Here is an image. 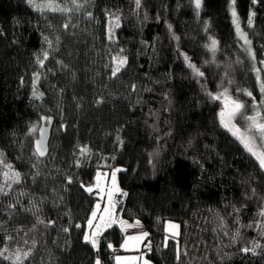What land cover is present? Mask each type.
Masks as SVG:
<instances>
[{"label": "trees", "instance_id": "trees-1", "mask_svg": "<svg viewBox=\"0 0 264 264\" xmlns=\"http://www.w3.org/2000/svg\"><path fill=\"white\" fill-rule=\"evenodd\" d=\"M46 4L0 0V264L25 252L20 264H95L84 241L95 195L84 184L116 165L126 193L116 214L143 223L154 264H264V169L211 98L260 97L264 0L234 3L253 58L230 0H202L198 13L193 0ZM113 57L127 60L115 76ZM44 115L53 124L40 158L33 140ZM168 219L179 235L167 236ZM123 236L117 223L106 227L99 249Z\"/></svg>", "mask_w": 264, "mask_h": 264}, {"label": "rangeland", "instance_id": "rangeland-1", "mask_svg": "<svg viewBox=\"0 0 264 264\" xmlns=\"http://www.w3.org/2000/svg\"><path fill=\"white\" fill-rule=\"evenodd\" d=\"M46 2L52 3L54 6L57 7H63L69 9L70 4H73V6H81L84 3V0H76V3L74 4L72 0H46ZM230 7L232 12L233 3L232 0H230ZM251 15V13H250ZM238 18V16H237ZM239 32L237 31V25L234 23L235 31L237 36L239 37L242 46L248 56H251L253 58V48L249 39V36L247 34V31L243 26L241 25L239 18ZM249 23V22H248ZM243 34V36L241 35ZM247 42H246V40ZM254 71L256 73V79L259 83V87L261 90L260 97H254L251 95V100L245 104L244 101H242L240 98L235 97L234 94L223 91L220 93H215L212 95L219 96L220 98L217 99L220 102V113H224V119L227 121L229 119L228 113L232 110L233 102L240 103L243 105V107L239 110L238 113H236L234 116L231 117V123L229 127L232 130H229L232 134L236 132L234 136H236L241 142L242 139L249 142L250 146L253 149V152H256L257 154L264 153V135L261 134V132L253 126V121L249 120V117H255L256 122L260 124H264V118H263V102H264V61L260 63H255V66L253 65ZM245 147V144L242 143ZM246 148V147H245ZM247 149V148H246ZM248 150V149H247ZM250 152V151H249ZM252 155L253 153L250 152ZM255 159L259 162L255 155H253ZM116 169H122V166L116 165L112 167L109 170L106 169H96L93 176V181L90 184L85 185L84 188L87 190L89 188L92 189L91 192L95 195V200L93 203V207L90 211L89 216L86 219V227L84 231V236L86 233L91 234V232L96 230V225H101L102 229L104 228L103 225L106 222H110L112 220H116V223L120 226V221H126L128 224H131L129 219H125L122 216L118 215L117 219L115 218L116 215V202L118 196L123 193L119 181H118V171L116 172V178H115V186L118 187L121 191L120 192H113L112 201H109L108 193L110 190L113 189V181H112V172ZM114 203L115 207L110 208V204ZM97 205H99V208H97ZM105 209H109V211L106 213ZM93 212H95L96 216L95 219H93V226L89 227L88 221L89 219H92ZM101 217H104L103 220H101ZM134 220L133 222H136L135 220L141 222L139 219H131ZM142 223V222H141ZM169 223L177 224L179 225L178 221L175 220H166L164 223V231L168 235H171V232L167 231V227ZM143 224V223H142ZM144 226V225H143ZM121 227V226H120ZM146 231L145 226L143 227ZM132 227H126L123 229L124 235L126 234V238L123 239L126 240L130 245H133L136 242V239H132V237H135L134 235L137 234L136 231H132ZM131 231V234H130ZM179 232V229L177 230ZM123 241V240H122ZM141 241L139 240V244L141 245ZM122 244V242H121ZM139 248L142 250L143 254L145 253V249L148 248V244L142 243V248L139 246ZM150 264H154L153 261L149 258Z\"/></svg>", "mask_w": 264, "mask_h": 264}, {"label": "snow or ice", "instance_id": "snow-or-ice-1", "mask_svg": "<svg viewBox=\"0 0 264 264\" xmlns=\"http://www.w3.org/2000/svg\"><path fill=\"white\" fill-rule=\"evenodd\" d=\"M72 2L75 4L76 3V0H72ZM255 2H256V0H253V3H255ZM29 3H32V0H29ZM193 3H194V6H195V8L197 10V13H198L199 12V9L202 6V0H193ZM232 3H233V7H232L233 22L236 23V25H237V31L239 32V23H238L237 13H236L235 7H234L235 0H232ZM136 5H137V8H139L140 5H141V0H136ZM33 6L34 7H40V5H33ZM43 6L44 7L51 8L53 11H69V9H67V8H59L57 6H54L52 3L46 4V5H43ZM77 7H79V5H77ZM88 15H91V13H89ZM253 15H254V13L249 16V21H248L249 22V25H251V23H252V16ZM65 27H67V25H65ZM115 27H119V18L118 17L116 18V21H115ZM169 27H171V26H169ZM241 35L243 36L242 33H241ZM245 40H246V38H245ZM246 42H247V40H246ZM216 44H217L216 40L215 39H212L211 40V45H210V47H211L212 50H215ZM47 55H48V53L45 52L44 53L45 59L47 58ZM185 59L187 60L188 57H185ZM113 61L116 64V67L113 68L112 75L115 76L121 70V68L127 63V60H126V58H123V57H113ZM39 63L43 64V61L41 60V61H39ZM189 66L194 68V66L191 65V64ZM194 71L196 72L197 75L203 76V73L202 72H199L198 69H195L194 68ZM262 87H264V86H262ZM34 95H37V94L34 93ZM248 95H251V93H248ZM211 98L213 100H217L220 97L219 96H216V95H211ZM242 107H243L242 104L233 102L232 110L228 113L229 119L227 121L224 119V113L221 112L220 113V116H221V123H222V125L224 127H226V128H229V130H232L229 127V125L231 123V117L234 116L236 113H238L239 110ZM44 119H48L50 121V118H44ZM248 119L249 120H252L253 121V126L256 127L261 132L262 135H264V124L257 123L255 117H249ZM233 134L235 135L236 132H234ZM242 143L245 144V147L248 149V151L252 152L253 155H255L257 157V159L260 161V167L262 169H264V153L257 154L256 152H253V149L250 146L249 142H247V141H245L243 139H242ZM80 151H81V154H84L87 151V149L86 148H81ZM45 154H46V148L44 146L43 136H42L41 140L40 141H37V144H36V155L38 157H43ZM77 163H79V162H77ZM117 171H120V169H116V170H114L112 172L113 189L110 190L109 193H108L109 201H112L113 192H120L121 191L118 187L115 186V178H116V172ZM5 175L7 176L8 174L5 173ZM12 175H13L15 181L16 182H19L20 174L19 173H13ZM2 190L3 189L0 188V191H2ZM87 191L91 192L92 189L89 188V189H87ZM121 194L122 195H126V193H121ZM10 207H12V206H10ZM114 207H115V204L114 203H111L110 204V208H114ZM97 208H99V205H97ZM108 211H109V209H105V212L106 213ZM262 215H264V213H262ZM95 216H96V214H95V212H93L92 219H89V221H88L89 227H92L93 226V219H95ZM103 219H104V217H101V220H103ZM41 223H42V221H41ZM49 223H51V221ZM114 223H116V220H112L110 223L106 222L103 225V227H111L112 224H114ZM139 223H140L139 221H136V224L135 225H132V224H128L126 221H120V226H121V229L123 230L126 227L139 226ZM77 227H79V225H77ZM95 227H96V230L93 231V232H91V234H88V233L85 234L84 241L86 243H90L91 246H92V248L94 250H97L98 251L99 250V244H98L97 237L100 235V232L102 231V227L99 224L96 225ZM178 229H179V225L172 224V223H169V225L167 227V231L171 232V235L173 237L179 235V232L177 231ZM64 231H68V229H64ZM147 235H148L147 232H143L140 236L132 237V239L141 240L144 237H146ZM124 246L125 245H122V247H124ZM108 247L111 248L112 245L109 244ZM255 247H260V245L256 244L254 246V248ZM254 248L253 249L245 248V249H243V251H245V252L254 251ZM0 254H2V253H0ZM28 255H29L28 252L23 253V255L17 253L16 254V257H15L16 264H20V262L24 258H26ZM179 256H180V251L178 249L177 250V259H179ZM6 258H8V257H6ZM122 259H123L122 257L117 256L116 257L117 264H119V262ZM95 264H102V261H101V258L99 257V255H97V257H96ZM144 264H148V261H145Z\"/></svg>", "mask_w": 264, "mask_h": 264}, {"label": "crops", "instance_id": "crops-1", "mask_svg": "<svg viewBox=\"0 0 264 264\" xmlns=\"http://www.w3.org/2000/svg\"><path fill=\"white\" fill-rule=\"evenodd\" d=\"M117 217H118V214L115 215L116 219H117ZM130 221L131 222H129V223H131L132 225L136 224V222H133L134 220H130ZM135 221H137V220H135ZM143 227L144 226L141 222L139 223V226L132 227L133 228L132 231L137 232V234L134 235L135 237L140 236L143 232H146ZM105 228L106 227H104L103 229H105ZM130 234H131V231H130ZM123 235H124V231H123ZM125 238H126V234L124 235V239ZM144 238L141 239L142 240L141 245L139 244V240H136V242L133 245H130L126 240L123 239L122 244L120 243V245H119V247L121 248V252L116 254V256H115V264H117V260H116L117 256H120L123 258L119 262V264H144L145 261H148V264H150L149 257L147 255V250H145V253L143 254L142 250L139 248V246H141V248H142V243L145 244ZM122 245H125V246L122 247Z\"/></svg>", "mask_w": 264, "mask_h": 264}, {"label": "water", "instance_id": "water-1", "mask_svg": "<svg viewBox=\"0 0 264 264\" xmlns=\"http://www.w3.org/2000/svg\"><path fill=\"white\" fill-rule=\"evenodd\" d=\"M44 118H50V121L48 119ZM52 124H53V118L52 116L46 117L45 115L40 118L39 125L36 130V136L33 140V149L36 153V144L37 141H40L42 136H43V143L46 148V154L43 157L44 158L47 153H48V147H49V140H50V135H51V129H52Z\"/></svg>", "mask_w": 264, "mask_h": 264}, {"label": "built area", "instance_id": "built-area-1", "mask_svg": "<svg viewBox=\"0 0 264 264\" xmlns=\"http://www.w3.org/2000/svg\"><path fill=\"white\" fill-rule=\"evenodd\" d=\"M111 244L112 247L109 248L108 245ZM107 253L103 254L99 249L94 250V257L96 259L97 255L101 258L102 264H114L115 263V256L116 254L121 252V248L118 245L113 244L112 242L107 243Z\"/></svg>", "mask_w": 264, "mask_h": 264}]
</instances>
